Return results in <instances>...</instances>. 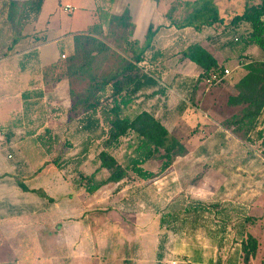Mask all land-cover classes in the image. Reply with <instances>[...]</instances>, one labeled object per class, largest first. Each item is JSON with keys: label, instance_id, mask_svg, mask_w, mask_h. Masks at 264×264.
<instances>
[{"label": "rangeland", "instance_id": "374dc122", "mask_svg": "<svg viewBox=\"0 0 264 264\" xmlns=\"http://www.w3.org/2000/svg\"><path fill=\"white\" fill-rule=\"evenodd\" d=\"M215 2L220 15L229 22L235 15H241L250 3L259 4L260 0ZM0 4V23L6 24L7 0H0ZM129 4L138 15L136 19L139 17L135 19L136 24L138 20H142V24L144 21L156 23L161 9L168 10L175 0H161L158 8L150 0H116L114 8V4L106 8L115 14ZM66 5L75 8L72 14L63 12ZM96 10V0H44L36 29L45 31L46 27L50 36H71L97 23ZM34 22V15H29L30 32ZM167 30L161 26L155 38V46L163 54L152 59L151 67L142 65L158 79V91L163 94L151 96L154 89L143 91L137 97L139 105L125 109L123 115L133 117L137 110L150 112L181 140L187 155L176 159L170 169L155 179L142 181L131 174L120 184L109 185L87 196L75 187L74 180L77 171L89 175L99 166L96 156L102 150L106 132L101 112L95 118L96 125L80 129L85 121L67 123L61 107L67 104V92L59 94V102L48 94L40 110L49 116L46 121L52 123L53 129L39 135L43 143L33 152L25 145L29 137L20 134L18 141L24 146L20 161L24 172L28 170L30 174L40 166L39 161L46 159L51 169H45L42 178L50 175L51 170L63 176L72 188L71 217L64 221L63 230L56 226L55 237L51 232H43L45 237L41 238L40 247L36 244L34 249L25 247L28 250L23 260L19 257L21 261L16 257L20 252L18 248L1 246L0 264H244L240 250L244 234L258 242L256 257L249 264H264V147L254 134L251 141L244 142L242 130L237 135L231 128L222 126L242 114L241 108L227 105L228 97L234 93V74L246 70L252 64L250 61L262 60L263 56L254 47L245 53L242 44L230 40L247 35L245 24L230 28V33L219 37L205 29L200 41L220 56L221 61L229 63L226 65L229 75L223 84L203 83L192 94L183 78H195L198 70L187 64L178 65L175 54L197 38L192 31ZM108 31L98 37L110 48L106 59L99 58L95 65L98 74H107L121 59L131 57L115 39L118 32ZM42 51L49 57L48 61L57 55L51 42L42 46ZM177 75L180 78H175ZM71 86L75 93H83L88 80H73ZM4 104H0L3 111L7 106ZM36 140L39 139L32 142ZM133 140L132 135L128 136L111 152L123 166L127 165L132 152L127 144ZM5 154L12 158L19 156L18 151L9 147L0 149V159L6 161ZM13 159L15 162L17 158ZM51 162L58 163V167ZM160 164L151 161L143 168L157 173ZM106 177V171L97 174L99 179ZM36 183L30 181L28 185L34 187ZM80 205L82 209L77 208ZM247 218L255 221H247ZM63 248L66 257H62ZM158 255L162 256L161 263Z\"/></svg>", "mask_w": 264, "mask_h": 264}, {"label": "trees", "instance_id": "16d2710c", "mask_svg": "<svg viewBox=\"0 0 264 264\" xmlns=\"http://www.w3.org/2000/svg\"><path fill=\"white\" fill-rule=\"evenodd\" d=\"M150 1L158 5L161 0ZM114 2L115 0H96L97 23L73 36V50L70 55L64 54V48L61 46L58 59L41 69L44 90L49 91L61 82L68 83L67 123L71 124L75 121L81 123L84 120L85 122L79 128L90 129L92 125L98 123L95 118L101 112L106 132L101 144L102 150L96 156L99 166L89 175L77 171L74 180L75 187L87 196H93L109 185H118L128 179L131 174L142 181L155 179L170 169L176 159L187 155V149L181 140L150 112L137 110L133 117L123 115L125 109L136 107L137 97L143 91L154 89L155 92L151 96L163 94V91H158V79L142 66L145 64L151 67L152 59L159 58L163 54L155 46V38L161 26L149 24L143 40H134L135 24L129 10L125 9L120 15H115L106 8ZM43 3L44 0H7L6 21L11 32V39L6 55L25 39L24 30L29 15H34L36 19ZM179 10L181 12L178 14ZM176 14H178L177 17H175ZM164 19L166 25L163 26L168 30L177 32L192 30L202 33L205 29H209L217 37L230 33V28L240 24L248 26V33L244 38L233 37L230 40L234 44H242L245 53L250 47L256 48L263 59L250 61L251 66L234 74L236 79L232 87L234 93L228 97L227 105L232 108H241L242 114L222 126L231 128L237 135L242 130L244 142L251 141V136L254 134L264 147V0H260L259 4L250 3L241 15H235L229 22L220 15L215 0H175V4L169 7ZM113 30L118 32L115 39L124 46L131 57L128 60L121 59V63L109 70L107 74H98L95 71L98 59L105 60L110 53V48L98 37L104 36L106 31L112 33ZM175 55L178 65L190 63L198 70L195 78H183L192 94H195L212 75L223 76L226 65L229 64L224 60L221 61L220 56H216L207 46L198 42L186 45ZM178 77L180 78L179 75L175 78ZM73 80H88L85 92L75 93L71 86ZM225 80L226 78L220 84H223ZM43 98L44 92L35 93L37 101ZM28 99V94L23 93L25 112L29 107L26 102ZM130 135L134 137V140L127 145L132 152L127 165L123 166L111 152L119 148L123 140ZM36 139L43 143L41 136L38 135ZM151 161L161 162L157 173L143 168ZM50 164L58 167L56 162ZM46 165L47 162L32 176L40 173ZM100 171H106L107 177L97 178ZM17 184L23 192H32L42 199L52 201L42 190H28L23 180L17 179ZM248 220L250 221V218ZM240 250L243 263L249 264L256 257L257 240L249 234H244ZM161 261L162 256L158 255V262L161 263Z\"/></svg>", "mask_w": 264, "mask_h": 264}, {"label": "crops", "instance_id": "0c3cea01", "mask_svg": "<svg viewBox=\"0 0 264 264\" xmlns=\"http://www.w3.org/2000/svg\"><path fill=\"white\" fill-rule=\"evenodd\" d=\"M115 4L116 0L113 8ZM125 8L129 10L133 23L135 24L133 39L136 41L143 40L149 24H153L156 27L166 25L164 15L167 9H161L158 13V20L155 21L156 23L144 21L142 24V20H138L137 25L135 19L138 15L135 9H131L130 4ZM122 12L115 13V15H120ZM48 24L49 22L46 25L48 26ZM36 25H38V16L33 23V28H31L32 32L29 30L30 26L27 25L24 30L25 39L12 52L6 55L11 39V32L7 21L6 24L0 23V104L5 102L4 105H7L4 111L0 107V149L9 147V149L16 150L19 153V156H13V158H17L15 162H13L14 159L10 155L7 156L5 154L6 161L12 162L9 164L3 158H1L2 160L0 159L2 162L0 163V247L18 248L20 252L16 253L17 261L25 258V250H28L25 247H32L34 249L35 244L39 247L41 246V238L45 237V233L43 232H51L55 237L56 226L58 228L62 227L60 230H63L65 225L64 221L70 218L72 213V189L61 174L55 172V170H51L50 175H47V177L43 176L44 178H42L44 170L47 168L51 169V165H46L40 173L32 176L48 160L44 159L43 161H39L40 166L36 167L37 169L30 174H28V170L24 172L23 163L20 161L21 149L24 147L22 146L23 143L18 141V139L21 140L19 138L20 134H25L29 137V141L25 142V145L33 152L39 150L38 148L41 146V142L36 140L33 143L32 140L42 132L53 129V126H51L52 123L46 121V119H49V116L46 117L42 113L39 104L44 103L48 94H51L54 101L59 102L61 99L59 94L63 91H68L67 82H61L49 91L44 90L41 81V69L54 63L58 59L59 46H63L64 53L70 55L73 50V36L75 35L66 36L64 34L50 36L48 28L45 27V31H42V29H36ZM86 29L81 32H84ZM203 32H193L197 38L195 42L201 45H204L200 41ZM36 33L39 34L32 36ZM48 42H51L57 51V55L51 61H48L49 57L45 56V54L43 55L42 51V46ZM186 64L195 67L190 63ZM39 91L44 92V98L37 101L35 99V93ZM23 93H27L29 98L26 101L29 106L26 112L24 111V103L22 100ZM62 105L61 107L66 115V111L69 108L68 100L66 105ZM17 179L23 180V184L30 191L42 190L52 201L49 202L46 199H42L32 192H23L17 184ZM30 181H37V183L34 187H31L28 185ZM51 183H54L55 187H52ZM77 208L82 209V205ZM253 220L255 221V219ZM52 245L54 244L52 243ZM64 247L66 248V246ZM65 248H63V255L59 253L62 257H66ZM19 257H21V260Z\"/></svg>", "mask_w": 264, "mask_h": 264}, {"label": "built area", "instance_id": "2783aa9c", "mask_svg": "<svg viewBox=\"0 0 264 264\" xmlns=\"http://www.w3.org/2000/svg\"><path fill=\"white\" fill-rule=\"evenodd\" d=\"M75 10V8H73L72 6L70 5H66L64 8H63V12H65L66 14H72L73 11ZM62 58H64V56H62ZM229 75V71L226 69L224 71V74L223 76H220V75H212L211 77H209L207 80H206V84L208 85H211V86H214V85H219L225 78H227ZM10 158V157H9Z\"/></svg>", "mask_w": 264, "mask_h": 264}]
</instances>
